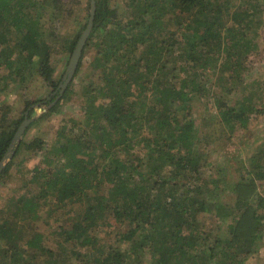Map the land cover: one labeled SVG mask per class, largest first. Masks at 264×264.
Instances as JSON below:
<instances>
[{
    "label": "trees",
    "instance_id": "1",
    "mask_svg": "<svg viewBox=\"0 0 264 264\" xmlns=\"http://www.w3.org/2000/svg\"><path fill=\"white\" fill-rule=\"evenodd\" d=\"M83 2L87 21L78 32L62 33ZM92 4L0 0V162L23 147H42L39 138L12 144L31 108L57 105L69 91L76 95L74 81L64 87L70 62L56 80L53 55L57 45L73 54L91 27L74 74L81 78L83 118L63 121L54 145L42 147V164L30 183L37 193L17 199L24 210L2 212L0 264L244 263L264 231V215L257 214L264 207L262 154L256 152L245 171L242 165L236 181L219 178L218 171L217 184L209 187L204 155L195 145L194 102L214 94V77L222 95L243 82L249 55L264 37V0H242L237 9L233 0H94L91 24ZM33 79L51 93L37 101L22 97L25 108L14 121L11 89L26 88ZM218 98L222 120L241 128L264 113L252 96L232 106ZM228 186L237 193V207L224 211L210 202ZM76 203L82 209L54 229L59 251L45 247L44 235L29 224H18L19 213L25 218L44 205L51 214ZM210 212L219 223L232 219L226 238L216 237L214 245L213 227L201 217Z\"/></svg>",
    "mask_w": 264,
    "mask_h": 264
},
{
    "label": "rangeland",
    "instance_id": "2",
    "mask_svg": "<svg viewBox=\"0 0 264 264\" xmlns=\"http://www.w3.org/2000/svg\"><path fill=\"white\" fill-rule=\"evenodd\" d=\"M233 1L234 4H236V9L239 7L240 2H242V0ZM82 6L83 7L79 5L75 13L65 20V24L62 28L63 31L61 30L62 33L70 34L72 32H78L82 24L87 21L88 9H86L84 2ZM169 19L170 16L166 18V21ZM261 31L263 34L264 29ZM259 44L258 51L249 55L250 57L247 63H250V66L249 70L244 75L243 82L234 84L232 91L225 92L222 95L219 92V86L214 83V81H216L214 77L211 81L214 94H210L208 98H204L203 100L205 101L194 102V109L196 110L195 115L197 118L196 127L199 128V132L195 137V145L199 152H203V161L205 163L201 166L206 172L203 179L211 180L209 187L211 183L217 184V180H219L217 177L218 171L219 178L228 179L231 182L236 181L239 176V169L241 170L243 165V170L245 171V168L251 165V158L256 152L262 154L258 162L264 166V113L254 117L253 122L255 121V123L253 126L241 128L238 124L232 125L222 120L217 101V99H219L218 96H222L223 99L232 106L237 100L243 99L245 96H252L257 101L259 107H264V37H262V35L259 37ZM57 47L59 50L53 55V64L56 67L55 79L59 80L67 71L72 53L63 54L61 52L62 46L57 45ZM90 57L91 55L88 54L89 59ZM85 62H87V60H85ZM2 73L3 71L0 70V75ZM72 81H74V86L72 85V88L76 90V95L69 91L68 98L62 100L57 105L50 107V105L42 103L31 108V120L22 136L24 141L32 143L36 138H39L42 140L39 144L42 145V147L46 146L48 148L56 142L57 133L63 121L69 119L82 120L84 115L83 110H81L83 99L78 94L80 93L79 85L82 84L81 78L76 76L73 77ZM11 92L12 94H9L11 97L9 101L14 108L11 115L14 121H16V119L23 114L25 108L24 99L22 97L25 96L35 101L44 100L51 93V88L40 79H33L26 88H14L11 89ZM215 93H217V97ZM208 103L211 107H206ZM176 109L180 116L183 115V104L177 106ZM31 123L33 124L31 125ZM38 142L39 141H35V143ZM36 145L30 149L23 147L14 159L10 158L7 160V163L11 160L14 161L12 162V167L8 174L2 179L0 178V216L3 211L11 213L13 211L17 212L19 210H24L23 205L17 199L22 195L37 193L38 186L30 183L34 174L33 169L35 166L42 164L43 149ZM220 171H222V173ZM245 178L250 179V176L246 174ZM259 190L262 196H264V189L261 190L260 187ZM260 193L256 195L258 196ZM236 196L237 193L229 186L226 189L219 188L216 192V196L210 203L212 205L217 204L222 207L224 211H227L229 207H237ZM43 206L39 208L38 213H35L36 215H26L24 218L23 212L19 213L21 216L17 218L19 221L18 224H29L30 226H28V228L44 235L41 241L45 247L53 251H59L60 248L57 244V237L54 234V229L63 221L69 220L70 216L73 215L75 211H80L82 205L81 203H76L73 208L68 206L65 209H59L56 213L53 212L51 214L48 212L49 206ZM258 208L257 214L264 215V207L258 206ZM201 217L204 223H208L213 227L214 233L211 235L212 242H209L210 245H214L213 241L216 237L220 239L226 238L228 226L232 222L231 216L223 218L224 221L220 223L216 221L217 219L213 212L203 214ZM260 219H264V217ZM26 231L30 232L28 229H26ZM24 239L23 242H21L22 245L26 243L27 239ZM4 245L5 240L0 238V247ZM247 245L249 246L248 243ZM250 246L254 248V250L251 254L246 256L245 262L242 264H264V231L259 236L257 242L255 241V243ZM216 249L219 251L221 248ZM143 261L145 264L146 260L143 259ZM216 263H214V261L212 262V264ZM225 263L226 262L223 261L221 262V264ZM148 264H151L150 261Z\"/></svg>",
    "mask_w": 264,
    "mask_h": 264
},
{
    "label": "water",
    "instance_id": "3",
    "mask_svg": "<svg viewBox=\"0 0 264 264\" xmlns=\"http://www.w3.org/2000/svg\"><path fill=\"white\" fill-rule=\"evenodd\" d=\"M93 4H92V9H91V16H90V23L92 24L93 23V18H94V14H95V4H94V0H92ZM91 32V27H88L85 32L83 33V35L81 36L73 54H72V57L70 59V65L68 67V70H69V74H68V77L64 83V87H67V85L73 80V77H74V74L76 72V69L78 67V62H79V59H80V56H81V53L83 52L84 50V46H85V43L87 41V38L89 36ZM31 119H29L27 116L25 117V120L23 121V123L21 124L20 128L18 129L17 133H16V137H15V140L13 141V146L16 142H19L21 141L20 139H22V136L24 134V131L26 129V127L28 126L29 122H30ZM12 155L9 154L7 155L2 162H0V173L1 171L3 170V168L6 166L7 164V160L10 159Z\"/></svg>",
    "mask_w": 264,
    "mask_h": 264
},
{
    "label": "crops",
    "instance_id": "4",
    "mask_svg": "<svg viewBox=\"0 0 264 264\" xmlns=\"http://www.w3.org/2000/svg\"><path fill=\"white\" fill-rule=\"evenodd\" d=\"M252 122H253V120H252ZM252 122L250 123V124H251V126H253V124L255 123V121H254L253 123H252Z\"/></svg>",
    "mask_w": 264,
    "mask_h": 264
}]
</instances>
